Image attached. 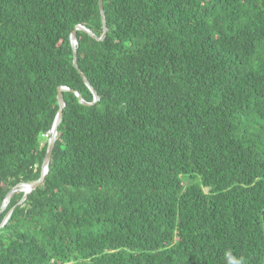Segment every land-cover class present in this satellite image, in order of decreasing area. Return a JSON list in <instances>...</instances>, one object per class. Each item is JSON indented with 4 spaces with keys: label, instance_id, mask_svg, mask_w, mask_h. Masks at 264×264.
Instances as JSON below:
<instances>
[{
    "label": "trees",
    "instance_id": "1",
    "mask_svg": "<svg viewBox=\"0 0 264 264\" xmlns=\"http://www.w3.org/2000/svg\"><path fill=\"white\" fill-rule=\"evenodd\" d=\"M0 0V264H264V0Z\"/></svg>",
    "mask_w": 264,
    "mask_h": 264
},
{
    "label": "water",
    "instance_id": "2",
    "mask_svg": "<svg viewBox=\"0 0 264 264\" xmlns=\"http://www.w3.org/2000/svg\"><path fill=\"white\" fill-rule=\"evenodd\" d=\"M98 2H99V12H100V18H101V27H102L101 35L98 37L95 34H93L89 29L83 27L82 25H77L71 31L70 36H69L70 37L69 38L70 39V43H71V46H72V49H73L72 62H73V65L77 69H78V64H77V59H76V46L78 44L77 39H76L77 30L85 31L86 33H88L90 36H92L96 40H102L105 37L106 31H107V25H106V20H105V16H104L103 6H102V0H98ZM78 72H79L81 78L83 79L84 83L86 84V86L90 90L93 99L90 102H87L81 97V95H80V93L78 91H73V90H71V89H69V88H67L65 86L58 88L57 94H56V99H57L59 108H58V110L56 112V115L54 117L52 126L49 129V131H48L47 148H46V152H45L44 158L42 160V164H41V168H40V175H39L38 179H36L35 181L18 184V186L19 185H25L26 189L22 190L21 188L15 187L12 190H10L6 194L4 200H3L2 204H1L0 211H2L5 208V206H6L5 205V201L6 200H7V202L9 201L10 194L13 191L19 190V191H23L24 192L21 200L19 201V202H21V201H23L26 198L27 193H29L31 190H33L38 185H40V183H42V181L44 179V176L46 175V173L48 171V162H49V159L51 157V152H52V149H53V146H54V141H55L56 136H57V127H58V125H59V123L61 121L62 111H63V108L65 106V102H64V99H63L62 92L63 91H73L75 96L77 97L79 103H81L83 105H91V104L95 103L99 99V96H98L97 92L90 85V83L88 82V80L85 77V75L80 70H78ZM11 210H12V208L6 213V215H5V217H4V219H3V221H2L0 226H3L4 223L7 221V219L10 216Z\"/></svg>",
    "mask_w": 264,
    "mask_h": 264
},
{
    "label": "clouds",
    "instance_id": "3",
    "mask_svg": "<svg viewBox=\"0 0 264 264\" xmlns=\"http://www.w3.org/2000/svg\"><path fill=\"white\" fill-rule=\"evenodd\" d=\"M8 203V202H7ZM7 205V204H6ZM6 207V206H5ZM231 264H242L241 260L233 258Z\"/></svg>",
    "mask_w": 264,
    "mask_h": 264
},
{
    "label": "bare ground",
    "instance_id": "4",
    "mask_svg": "<svg viewBox=\"0 0 264 264\" xmlns=\"http://www.w3.org/2000/svg\"><path fill=\"white\" fill-rule=\"evenodd\" d=\"M18 188H21L22 190L26 189V186L25 185H19ZM7 203V200L5 201V205Z\"/></svg>",
    "mask_w": 264,
    "mask_h": 264
},
{
    "label": "rangeland",
    "instance_id": "5",
    "mask_svg": "<svg viewBox=\"0 0 264 264\" xmlns=\"http://www.w3.org/2000/svg\"><path fill=\"white\" fill-rule=\"evenodd\" d=\"M47 139H48V137H47Z\"/></svg>",
    "mask_w": 264,
    "mask_h": 264
}]
</instances>
